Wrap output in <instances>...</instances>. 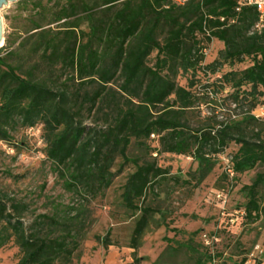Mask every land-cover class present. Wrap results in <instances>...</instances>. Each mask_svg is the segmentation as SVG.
Returning a JSON list of instances; mask_svg holds the SVG:
<instances>
[{
  "label": "trees",
  "instance_id": "obj_1",
  "mask_svg": "<svg viewBox=\"0 0 264 264\" xmlns=\"http://www.w3.org/2000/svg\"><path fill=\"white\" fill-rule=\"evenodd\" d=\"M51 1L44 4L37 0L36 14L45 12ZM55 3L57 21L63 20L58 30L45 28L38 21L27 50L29 38L16 46V41L6 39L0 48V139L9 138L16 122L28 127L40 123L47 158L61 165L69 160L88 163L94 167L93 176L105 185L116 154L133 162L135 171L121 194L124 207L139 212L131 248L139 247L153 212L138 202L157 177L168 173L154 164H139L129 158L126 150L132 138L157 135L163 152L190 156L197 162L199 181L212 171L215 156L231 142L238 145L229 160L234 174L258 164L264 166V139L259 132L248 134L244 127L256 121L254 116L213 123L207 119V123L191 126L187 113L196 106L191 90L194 83L190 80L184 86L178 81V77H190L201 69L204 56L197 38L201 35L224 46L219 59L202 69L240 63L244 58L252 62L240 71L222 75V81L232 89V103L239 102L242 95H253L258 86L264 87V27L251 32L258 19L254 7L237 11L236 0H188L182 5L171 0ZM80 14L87 22L86 30L78 29ZM161 31L165 35L159 39ZM154 51V63L148 65ZM57 66L73 70L82 85L95 86L82 96L71 92L65 83L59 85L52 78ZM116 77L122 80L117 89L109 85ZM86 104L91 109L104 104L112 110L105 128L95 131L94 136L79 118ZM262 182L264 173H258L252 184L245 186L249 193L247 216L260 211L255 192ZM19 214L18 206L8 207L0 198V248L13 239L21 251L18 264H54L60 258L65 264L71 262L65 241L28 234ZM139 262L135 257L133 264Z\"/></svg>",
  "mask_w": 264,
  "mask_h": 264
},
{
  "label": "rangeland",
  "instance_id": "obj_2",
  "mask_svg": "<svg viewBox=\"0 0 264 264\" xmlns=\"http://www.w3.org/2000/svg\"><path fill=\"white\" fill-rule=\"evenodd\" d=\"M35 3L37 0H16L0 8L3 45L6 39L16 41L15 46L23 38L28 39L38 21L45 28L59 29L63 20L57 21L55 0L41 15L36 14ZM79 17L78 29L86 30L87 22L82 20V14ZM164 35L161 31L158 38ZM197 38L204 56L201 69L190 77H178L184 86L190 80L194 83L191 90L196 106L187 113L191 126L252 115L256 121L245 124V130L248 134L259 132L264 139V87L258 86L253 95H242L239 102L232 103V89L222 81L224 73L240 71L251 60L244 58L240 63H223L204 70L202 67L219 59L224 46L215 38ZM32 42L31 38L25 42L26 50ZM154 60L155 51L148 65ZM58 67L52 78L59 85L65 83L71 92L82 96L95 86L82 85L73 70ZM121 81L116 77L109 85L117 89ZM89 107L84 106L79 118L94 136L95 131L105 128L112 110L104 104ZM36 124L28 127L16 122L9 138L0 139V198L8 207L18 206L28 234L65 241L71 260L66 264H133L135 257L140 258L139 264H264V182L255 192L259 213H245L249 199L245 186L251 185L258 173H264V166L258 164L243 173L227 175L228 161L238 148L236 143H229L215 156L214 168L199 181L197 162L190 156L163 152L157 135L131 139L126 150L129 158L168 171L153 181L138 202L153 212L139 247L133 249L131 238L139 212L127 210L121 194L135 171L134 163L116 154L105 185L93 176L94 167L88 163L69 160L61 165L47 158L43 128ZM215 190L227 194L224 204L215 199ZM20 257V248L13 239L0 248V264H18ZM64 261L60 258L54 264H65Z\"/></svg>",
  "mask_w": 264,
  "mask_h": 264
},
{
  "label": "built area",
  "instance_id": "obj_3",
  "mask_svg": "<svg viewBox=\"0 0 264 264\" xmlns=\"http://www.w3.org/2000/svg\"><path fill=\"white\" fill-rule=\"evenodd\" d=\"M173 3L182 5L188 0H171ZM244 6H251L254 7L257 11L258 19L256 23L254 24L251 32L253 31H260L264 27V0H236V10L239 11ZM224 18H221L220 20H223ZM233 21V20H231ZM226 172L228 175L233 176L234 173L229 165V161L227 164ZM215 199L220 202L221 204L225 203V199L227 197V194L224 192V190H215Z\"/></svg>",
  "mask_w": 264,
  "mask_h": 264
},
{
  "label": "water",
  "instance_id": "obj_4",
  "mask_svg": "<svg viewBox=\"0 0 264 264\" xmlns=\"http://www.w3.org/2000/svg\"><path fill=\"white\" fill-rule=\"evenodd\" d=\"M16 0H0V8L10 2H15ZM3 23H2V18L0 16V48L3 46Z\"/></svg>",
  "mask_w": 264,
  "mask_h": 264
}]
</instances>
